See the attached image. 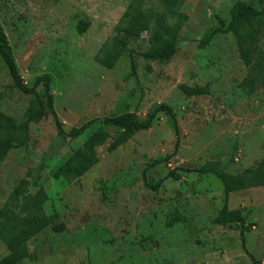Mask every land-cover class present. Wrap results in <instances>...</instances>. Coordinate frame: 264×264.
<instances>
[{
    "label": "rangeland",
    "instance_id": "obj_1",
    "mask_svg": "<svg viewBox=\"0 0 264 264\" xmlns=\"http://www.w3.org/2000/svg\"><path fill=\"white\" fill-rule=\"evenodd\" d=\"M261 10L264 0H0L23 82L49 78L62 126L44 84L22 92L0 56V261L264 264V81L249 85L240 51L264 57V15L225 30L238 11ZM158 107L173 117L68 135L95 118L143 122ZM181 169L239 177L227 208L246 222L247 252L238 223H214L222 182ZM23 221L46 226L20 248Z\"/></svg>",
    "mask_w": 264,
    "mask_h": 264
},
{
    "label": "trees",
    "instance_id": "obj_2",
    "mask_svg": "<svg viewBox=\"0 0 264 264\" xmlns=\"http://www.w3.org/2000/svg\"><path fill=\"white\" fill-rule=\"evenodd\" d=\"M249 15H256V16H260V15H264V10H261L257 13H244L241 11H238L235 16L230 20L227 28L225 30H231L232 27L234 26V24L239 21L241 18L249 16ZM215 19L218 20L219 23H223L222 20L219 18L218 15H215ZM221 30L215 29L213 31H211L207 37L202 40V43H208L210 42V40L214 37V35L216 34V32H219ZM242 43L240 44V51H241V57L243 58V61L245 63V65L248 67L249 69V76L248 78H246V81L249 83L250 86H253L256 82L258 83H263L264 81V57L259 60L256 61V63H253L252 57H251V51L246 50L242 47ZM148 57H160V56H165L164 55H159V54H152V53H146L144 54ZM0 56L2 57V59L4 60V62L6 63L9 72L11 74V76L13 77L16 85L19 87V89L24 92V93H31V94H36V87L40 84L43 83L46 89V95H47V100H48V107L50 109V112L52 113L53 117H54V121H55V125L57 127V129L62 132V126L61 123L58 120V117L56 115V112L53 108V104H52V97L49 94V90H48V86H49V78H42L39 77L37 78L33 85L28 87L27 85L24 84L23 79L17 69L15 60L12 56V51L10 48V45L8 43L7 37L2 29V27L0 26ZM251 90H253V87H250ZM159 112H165L166 114L170 115L173 117L172 113L170 112V110H168L166 107H158L156 108L147 118L146 121L143 122H137L135 119V115L134 113H126L122 116L119 117H103V118H95L92 120L87 121L86 123H84L83 125H81L79 128L73 129L71 130L68 135L70 137H78L81 134H83V132L90 126L92 125L95 121H102V122H106L109 123L111 125H115L117 127L129 130V131H134V130H144L147 129L152 121L154 120L156 114H158ZM174 123L176 124L175 120ZM6 144H1L0 145V151L3 147H5ZM181 171L185 172V173H191V172H200V173H212L214 174L223 184V191H224V202H223V206L220 212V215L217 216L214 219V223L218 224V225H225L231 222H236L240 225L241 228V243H242V248L245 249V245H244V241H245V236H244V231L247 230V226H246V222L244 220L243 217L238 216V215H231L230 211H228L227 205H228V195L232 190H237L238 188H230V183L233 180H237L239 177L238 176H233L231 174H227V173H222L219 171H216L214 169H181ZM167 177H171V178H176L178 177V174L175 171H170L167 174ZM162 184V181H158V182H145V186L156 190L158 189V187H160ZM237 185H241V181L238 182ZM23 223L25 224L26 228L25 230L21 233L20 236V242L22 243L21 246H19L20 248L23 247V245L30 240L33 236H35L38 232H40L42 229L45 228V223L42 221H35V222H31V221H23ZM13 246V245H12ZM11 246V247H12ZM245 251L247 252V250L245 249ZM16 254L15 256L13 255V252H11L5 259H3L2 261H0V264H12L15 260Z\"/></svg>",
    "mask_w": 264,
    "mask_h": 264
}]
</instances>
